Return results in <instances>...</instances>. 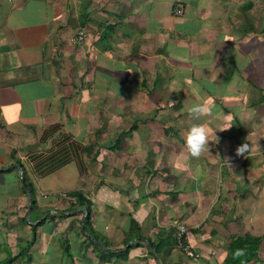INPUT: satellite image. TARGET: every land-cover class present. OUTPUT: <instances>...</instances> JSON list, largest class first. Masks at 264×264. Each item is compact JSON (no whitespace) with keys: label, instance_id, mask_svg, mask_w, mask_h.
<instances>
[{"label":"crops","instance_id":"1","mask_svg":"<svg viewBox=\"0 0 264 264\" xmlns=\"http://www.w3.org/2000/svg\"><path fill=\"white\" fill-rule=\"evenodd\" d=\"M244 234L264 264V0H0V264H222Z\"/></svg>","mask_w":264,"mask_h":264},{"label":"trees","instance_id":"2","mask_svg":"<svg viewBox=\"0 0 264 264\" xmlns=\"http://www.w3.org/2000/svg\"><path fill=\"white\" fill-rule=\"evenodd\" d=\"M69 195L76 199V203L78 205L84 207L86 211L85 224H84L85 230H87L89 234H92L94 238H97V235L94 234L93 230L89 226V213L91 210V201L87 199L80 190H74L70 192ZM130 228L135 231L134 232L135 236L140 235V228L138 227L137 222L134 219H131ZM32 233H33L32 239L26 248H28L36 238L35 227H32ZM175 241L176 238L173 239L172 242ZM261 241H262L261 236H256L251 234L236 235L232 237L226 247V255L225 258L223 259L222 264H247L250 261L257 259ZM162 246H164V243L155 244L154 247L155 250L159 252ZM26 248L21 249L20 253L22 254L26 250ZM237 249H244L245 255L239 258H234L233 254Z\"/></svg>","mask_w":264,"mask_h":264},{"label":"clouds","instance_id":"3","mask_svg":"<svg viewBox=\"0 0 264 264\" xmlns=\"http://www.w3.org/2000/svg\"><path fill=\"white\" fill-rule=\"evenodd\" d=\"M188 113L195 119H200L205 116H212V110L210 106L201 102L198 104H193L187 109ZM231 126L223 129L227 130ZM221 130V131H223ZM215 142H218V137L215 136ZM185 147L192 158H199L205 150L209 149V130L205 124H193L187 131L184 137ZM249 145L242 143L236 148V154L238 156H244L245 153L249 151ZM234 258H239L245 255L244 249H237L234 252Z\"/></svg>","mask_w":264,"mask_h":264},{"label":"built area","instance_id":"4","mask_svg":"<svg viewBox=\"0 0 264 264\" xmlns=\"http://www.w3.org/2000/svg\"><path fill=\"white\" fill-rule=\"evenodd\" d=\"M180 10V5L179 4H176L175 5V12L178 13ZM84 32L83 30H79L76 37H75V41L76 42H82L83 39H84ZM185 228L184 227H179L177 232H176V242L177 244L189 255V256H193V252L190 251L184 244V239H183V234L185 232Z\"/></svg>","mask_w":264,"mask_h":264}]
</instances>
